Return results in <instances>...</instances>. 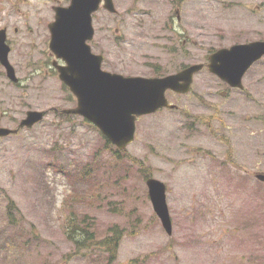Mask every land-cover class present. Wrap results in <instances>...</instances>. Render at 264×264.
Listing matches in <instances>:
<instances>
[{
    "label": "rangeland",
    "instance_id": "1",
    "mask_svg": "<svg viewBox=\"0 0 264 264\" xmlns=\"http://www.w3.org/2000/svg\"><path fill=\"white\" fill-rule=\"evenodd\" d=\"M57 1L65 3L30 0L18 12V0H0V28L12 26L10 60L21 81L11 82L0 64V127L17 129L28 111H49L33 128L0 138V264H264V183L255 177L264 171V129L245 128L242 95L227 99L204 70L190 93L167 94L176 109L139 117L134 143L117 154L84 118L51 112L76 106L50 67L34 62ZM218 2L117 0L125 42L108 67L153 78L204 60L219 44L209 28L224 13ZM179 6L178 53L165 39H176L169 26ZM148 168L168 186L171 236L153 210ZM73 217L80 243L67 234ZM84 220L93 237L81 230ZM115 235L112 250L106 238Z\"/></svg>",
    "mask_w": 264,
    "mask_h": 264
},
{
    "label": "water",
    "instance_id": "2",
    "mask_svg": "<svg viewBox=\"0 0 264 264\" xmlns=\"http://www.w3.org/2000/svg\"><path fill=\"white\" fill-rule=\"evenodd\" d=\"M106 8L116 12L112 0H105ZM100 0H72L67 8H56L55 21L50 24L54 54L66 62L58 68L60 80L77 99V106L63 113L80 115L93 123L118 150L124 151L133 143L136 119L152 114L170 105L166 91L187 94L194 75L202 68L192 65L178 74L163 78L125 77L102 69L103 56L92 52L88 44L94 37L92 14L99 8ZM6 30H0V63L7 77L19 83L9 55ZM264 55V43L241 46L231 51L222 50L214 59L216 65L209 69L233 86L242 87V77L251 65ZM232 59L235 61L231 62ZM214 61V60H213ZM45 111H28L18 129L0 127V137L16 134L22 128H32L45 118ZM149 197L154 212L168 235L173 234V222L167 204V188L160 180H147Z\"/></svg>",
    "mask_w": 264,
    "mask_h": 264
},
{
    "label": "flooded vegetation",
    "instance_id": "3",
    "mask_svg": "<svg viewBox=\"0 0 264 264\" xmlns=\"http://www.w3.org/2000/svg\"><path fill=\"white\" fill-rule=\"evenodd\" d=\"M65 3L62 4L61 1H57L55 5H52L53 9V18L55 20L56 16V8H66L71 4L72 0H64ZM143 2L146 0H142ZM180 2V0H178ZM30 0H18L16 11H20V6L22 5H30ZM37 5L38 3L35 2ZM113 3L117 9V0H113ZM220 6H222V10L224 13L215 14L214 19L210 20L209 28L211 29L210 33L214 38H218L219 44L216 47H210L208 54L203 58L204 60H200L198 63H193L190 65H201V70L195 74L198 75L204 70H207L209 74L215 79H217L218 83L222 86H225L224 95L227 99H229L232 95L240 94L243 97V100L246 103V107L242 111L241 119L245 124V128H248L250 123H255L257 125H261V129H264V55L256 60L251 67L244 73L242 77V87L233 86L229 82L222 80L217 74L212 72L209 69L211 64L216 65L218 63V59H214L216 54L222 50L231 51L234 48L247 46L255 43H264V0H224V2H218ZM118 10V9H117ZM93 26L95 29L94 37L89 42L92 51L95 54L103 55V69L112 73H119L115 71L113 68H109L108 64L112 61L109 58L111 52L115 50V48H119L121 44L125 41L122 39L119 34L121 33L120 23L118 19L119 13H111L108 9L105 8V0H100V7L97 12L93 13ZM176 19L173 17L171 19V24L169 29H171L172 34H176V39H165L170 42L173 50L176 52H180V26L183 25V20L180 15V6L179 9L175 12ZM44 22L48 24V29L44 28L43 32L47 34L44 36L42 41V48L40 51V55L43 58H39L34 61L37 65L47 66L53 72L54 77L59 78L58 68L62 66H66V62L58 58L54 52L52 51L50 44L52 40V32L50 29V24L54 22ZM43 23V24H44ZM134 35L136 31L140 30L139 21H134ZM12 26L7 25L1 29L6 30L7 35V44L10 46L11 51L12 47L10 45V28ZM167 27V26H166ZM202 27V26H198ZM197 27V28H198ZM199 30H205L203 28H198ZM14 32H19L18 28L15 27ZM220 34V35H219ZM201 35V34H200ZM31 44H36L31 41ZM187 42H183L181 46L186 45ZM27 47H33L34 52L38 50L36 45H29ZM45 47V48H44ZM184 50V49H182ZM11 54V52H10ZM115 59V58H114ZM113 59V60H114ZM120 60V59H119ZM214 60V61H213ZM234 62L235 59H232L231 62ZM190 65H186L183 69L190 67ZM182 69V70H183ZM180 73V70L173 74ZM159 75L154 77H165L168 75ZM124 75V74H122ZM128 76V75H124ZM194 76V77H195ZM60 80V79H59ZM20 83H18L19 85ZM64 85V84H63ZM66 87V86H65ZM68 89V87H66ZM69 91V89H68ZM70 92V91H69ZM168 93H174L173 91H167ZM70 96L73 99L72 93L70 92ZM176 109V108H175ZM173 109V110H175ZM45 111V115L49 113L48 110H39ZM51 112L57 114H63V111L59 108L52 107ZM256 118V121L253 122L252 118ZM25 129V128H24ZM21 131V130H20ZM19 131V132H20ZM18 132V133H19ZM214 137L217 138L218 135L214 134ZM214 138V139H215ZM228 163L232 164V167L238 169V163H235L234 159H231L230 156L226 158ZM237 165V166H236ZM240 171L244 172L243 175L247 177L249 174L247 173V168L244 165H240ZM255 177L258 181L264 182V171H260L255 173ZM4 240H1L2 247L1 251H5L6 244L3 243Z\"/></svg>",
    "mask_w": 264,
    "mask_h": 264
},
{
    "label": "trees",
    "instance_id": "4",
    "mask_svg": "<svg viewBox=\"0 0 264 264\" xmlns=\"http://www.w3.org/2000/svg\"><path fill=\"white\" fill-rule=\"evenodd\" d=\"M70 117V116H69ZM107 144L109 143L108 141H106ZM117 152V151H116ZM136 162V160H134ZM144 164V163H143ZM145 165V164H144ZM147 175L148 176H151L152 173H151V170L148 168L147 169ZM74 196V195H72ZM75 197V196H74ZM74 221V217L71 219V221H67L69 224H68V229H67V234L69 236L70 239H72L75 243H80V241L78 240V235L76 234V231H75V226L72 225ZM84 223H85V226L81 229L85 234L86 236H88L89 238L90 237H93L94 234H92V232L89 231V228L87 227L86 225V221L84 220ZM70 229V230H69ZM120 237L115 235V236H112V237H108L106 238L107 241L109 242H112V250H114V246L116 247V240L119 241ZM115 240V241H114Z\"/></svg>",
    "mask_w": 264,
    "mask_h": 264
}]
</instances>
